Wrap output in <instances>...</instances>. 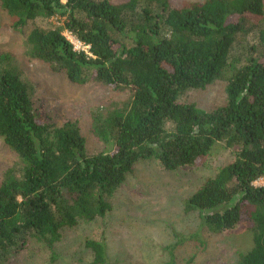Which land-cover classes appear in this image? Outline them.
Instances as JSON below:
<instances>
[{"label":"trees","instance_id":"obj_1","mask_svg":"<svg viewBox=\"0 0 264 264\" xmlns=\"http://www.w3.org/2000/svg\"><path fill=\"white\" fill-rule=\"evenodd\" d=\"M14 31L32 27L27 58L71 84L130 90L122 107L93 118L104 145L87 153L73 123L48 125L33 112L32 90L9 65L0 67V140L18 158L0 182V259L28 238L49 249L60 232L111 210L110 198L140 160L169 172L198 164L217 143L233 149L185 202L214 233L252 224L253 246L235 264H264V28L242 59L234 44L251 34L264 0H0ZM85 46L75 51L63 34ZM0 57V63L7 61ZM225 79V102L205 111L181 101ZM92 264H109L103 242L87 240Z\"/></svg>","mask_w":264,"mask_h":264},{"label":"rangeland","instance_id":"obj_2","mask_svg":"<svg viewBox=\"0 0 264 264\" xmlns=\"http://www.w3.org/2000/svg\"><path fill=\"white\" fill-rule=\"evenodd\" d=\"M203 3L205 0H176ZM58 17L37 20L14 31L0 6V63L15 69L32 90L33 112L45 123L61 126L73 123L85 140L87 153H99L104 145L94 138L93 118L122 107L132 93L114 91L100 84L76 86L64 76L51 74L46 65L27 58L25 38L32 27L52 29L61 25ZM258 27L234 44L231 55L242 59L257 43L264 28V13ZM68 39L73 36L63 32ZM201 90H191L181 101L205 111L225 102L226 78ZM233 160V149L215 144L202 160L192 166L169 172L156 160H140L110 198L111 210L91 222H80L60 232L49 249L43 242L28 238L0 259V264H92L84 246L87 240L103 242L109 264H235L253 246L252 224L242 220L234 228L214 233L202 227L194 212L185 211L186 200L218 170ZM17 156L0 140V182L4 173L18 166ZM264 185V177L253 183Z\"/></svg>","mask_w":264,"mask_h":264},{"label":"built area","instance_id":"obj_3","mask_svg":"<svg viewBox=\"0 0 264 264\" xmlns=\"http://www.w3.org/2000/svg\"><path fill=\"white\" fill-rule=\"evenodd\" d=\"M70 34V33H69ZM71 35V34H70ZM74 37V36H73ZM66 38H67V36H66ZM68 39V38H67ZM69 40V42L72 44V46H73V49L75 50V51H84V52H86L87 51V49H88V46H85L84 44H82L80 41H78L75 37L73 38V40H70V39H68Z\"/></svg>","mask_w":264,"mask_h":264}]
</instances>
